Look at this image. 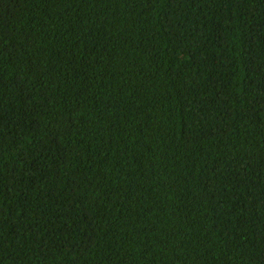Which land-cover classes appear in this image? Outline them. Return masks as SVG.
<instances>
[{"label": "trees", "instance_id": "1", "mask_svg": "<svg viewBox=\"0 0 264 264\" xmlns=\"http://www.w3.org/2000/svg\"><path fill=\"white\" fill-rule=\"evenodd\" d=\"M0 264H264V0H0Z\"/></svg>", "mask_w": 264, "mask_h": 264}]
</instances>
